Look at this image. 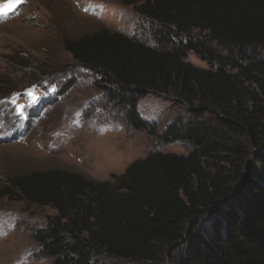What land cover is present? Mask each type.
<instances>
[{
	"label": "trees",
	"instance_id": "1",
	"mask_svg": "<svg viewBox=\"0 0 264 264\" xmlns=\"http://www.w3.org/2000/svg\"><path fill=\"white\" fill-rule=\"evenodd\" d=\"M127 4L136 35L101 30L64 50L130 128L190 151L150 152L112 182L33 171L4 195L56 212L33 236L50 264H264V0ZM152 94L186 114L157 132L138 111ZM50 104L31 110L19 138Z\"/></svg>",
	"mask_w": 264,
	"mask_h": 264
},
{
	"label": "rangeland",
	"instance_id": "2",
	"mask_svg": "<svg viewBox=\"0 0 264 264\" xmlns=\"http://www.w3.org/2000/svg\"><path fill=\"white\" fill-rule=\"evenodd\" d=\"M128 1L0 0V264H50L33 236L56 215L15 194L4 195L9 179L62 170L112 182L150 152L190 151L181 144L159 147L147 132L130 128L93 86L92 75L74 67L64 50L65 40L101 30L124 36L140 32L142 23ZM188 61L207 67L194 55ZM41 102L51 104L38 110L33 127L19 138L27 116ZM138 111L157 132L186 114L169 95L144 98ZM164 264H172L169 257Z\"/></svg>",
	"mask_w": 264,
	"mask_h": 264
}]
</instances>
